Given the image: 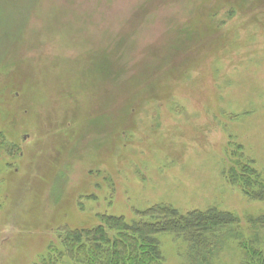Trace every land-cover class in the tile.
Wrapping results in <instances>:
<instances>
[{
    "label": "rangeland",
    "instance_id": "obj_1",
    "mask_svg": "<svg viewBox=\"0 0 264 264\" xmlns=\"http://www.w3.org/2000/svg\"><path fill=\"white\" fill-rule=\"evenodd\" d=\"M0 131V264L159 202L245 229L264 201L224 173L232 142L264 178V0H0ZM237 241L212 263L241 264Z\"/></svg>",
    "mask_w": 264,
    "mask_h": 264
},
{
    "label": "trees",
    "instance_id": "obj_2",
    "mask_svg": "<svg viewBox=\"0 0 264 264\" xmlns=\"http://www.w3.org/2000/svg\"><path fill=\"white\" fill-rule=\"evenodd\" d=\"M4 135L0 131V137ZM229 145L226 156L232 160L224 174L250 199L264 201V178L254 161L244 158L241 145ZM135 214L137 218L132 221L122 215L98 214L91 226L59 225L58 244H50L47 255L36 264H61L65 260L73 264H161L163 234L188 244L189 264H213L230 239L238 240L241 264H264V213L246 217L249 236L237 215L215 206L183 212L159 202Z\"/></svg>",
    "mask_w": 264,
    "mask_h": 264
}]
</instances>
